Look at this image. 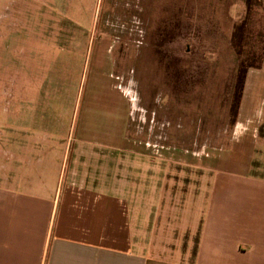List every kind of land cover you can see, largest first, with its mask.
<instances>
[{"label":"rangeland","instance_id":"obj_1","mask_svg":"<svg viewBox=\"0 0 264 264\" xmlns=\"http://www.w3.org/2000/svg\"><path fill=\"white\" fill-rule=\"evenodd\" d=\"M257 2L248 12L249 0H0L3 151L10 152L11 132L18 131L20 162L28 147L35 154L30 169L61 168L71 154L58 163L37 161L41 150L61 147L59 137L77 131L88 111L119 118L130 104L128 137L147 154L116 155L118 189L134 199L164 195L180 227L160 238L174 240L163 254L198 264L204 167H217L233 146L240 86L253 69L246 60L264 61ZM166 149L193 166L160 159ZM2 160L9 163V154ZM144 165L146 177L139 172ZM251 171L264 177V149ZM140 180L147 186L140 189ZM186 216L193 217V234L183 233Z\"/></svg>","mask_w":264,"mask_h":264},{"label":"crops","instance_id":"obj_2","mask_svg":"<svg viewBox=\"0 0 264 264\" xmlns=\"http://www.w3.org/2000/svg\"><path fill=\"white\" fill-rule=\"evenodd\" d=\"M257 4L264 10V0ZM263 75L264 61L248 72L233 146L217 167H204L209 174L203 185L198 264H264V177L251 173L264 149ZM128 107L119 118L93 117L88 111L77 131L59 137L61 147L41 150L37 161L58 163L60 156L65 161L71 154V162L61 168L30 169L35 154L28 147L27 161L20 162L18 131L11 132L10 152L0 144V264H189L187 258L163 254L174 249L169 246L174 240L164 244L160 238L180 227L171 220L165 196L139 194L136 200L116 184V155L147 154L128 137ZM166 150L160 159L193 166L184 154ZM4 154H9L5 165ZM139 172L146 177L145 165ZM123 182L126 188L134 186L127 177ZM146 186L139 181L140 189ZM192 218H183L186 235L195 232Z\"/></svg>","mask_w":264,"mask_h":264},{"label":"trees","instance_id":"obj_3","mask_svg":"<svg viewBox=\"0 0 264 264\" xmlns=\"http://www.w3.org/2000/svg\"><path fill=\"white\" fill-rule=\"evenodd\" d=\"M249 6V10H248V12H250V9L252 8V5H254V4H251V3H249L248 4ZM256 5H258V4H256ZM259 6V5H258ZM252 48L254 47V46H251ZM247 59H249V58H247ZM246 61H250V64L248 65V69H251V68H259L260 66H261V64H262V60L259 58V60L256 58H252V59H250V60H246ZM243 63H245V62H241L240 63V65H241V69H240V71H239V73H238V75L240 76L241 74V72L244 70L243 69ZM245 68V67H244ZM245 74H246V71L244 72V76H245ZM241 87V89H240V91H239V94H240V97H239V100H238V105L236 106V108H238L239 107V103H240V99H241V92H242V90H243V84H242V86H240ZM238 110V109H237ZM237 110H236V114H237Z\"/></svg>","mask_w":264,"mask_h":264}]
</instances>
